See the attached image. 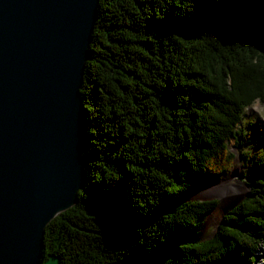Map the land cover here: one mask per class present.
Instances as JSON below:
<instances>
[{
    "label": "trees",
    "instance_id": "trees-1",
    "mask_svg": "<svg viewBox=\"0 0 264 264\" xmlns=\"http://www.w3.org/2000/svg\"><path fill=\"white\" fill-rule=\"evenodd\" d=\"M80 93L82 188L46 225L42 259L250 264L248 241L264 242V133L242 113L264 108V0H98ZM230 138L249 193L198 241L217 200L184 194L231 168Z\"/></svg>",
    "mask_w": 264,
    "mask_h": 264
},
{
    "label": "water",
    "instance_id": "water-1",
    "mask_svg": "<svg viewBox=\"0 0 264 264\" xmlns=\"http://www.w3.org/2000/svg\"><path fill=\"white\" fill-rule=\"evenodd\" d=\"M97 6L0 0V264H60L42 259V238L82 188L80 87Z\"/></svg>",
    "mask_w": 264,
    "mask_h": 264
},
{
    "label": "rangeland",
    "instance_id": "rangeland-1",
    "mask_svg": "<svg viewBox=\"0 0 264 264\" xmlns=\"http://www.w3.org/2000/svg\"><path fill=\"white\" fill-rule=\"evenodd\" d=\"M242 123L245 124V128H250L253 130L258 129L264 133V108L260 102L255 101L250 107L245 109L244 113H242ZM228 147L231 152L236 154V157L232 162L231 168L216 177H202L198 180L196 184H194L193 187H191L187 191L186 194H184L183 200L185 201L198 200L203 198L216 199L217 203L213 210L218 207L221 200H223L224 198L233 199L232 202L228 204L223 214L220 215L217 222H215L214 220H208V217L213 210L209 212L204 225L198 230L197 234L194 236V238L198 241L205 240L211 237L214 234L215 230L218 228V225L221 222L223 215L229 212V210L238 202L244 200L249 193L248 181L244 178V173L248 170L247 164L244 162L243 158H241L242 156L240 155V153L237 152V150L235 149L234 140L231 138L228 142ZM236 163L237 165H240V170L238 171V173L233 174L231 178H228V181L224 183L223 180L225 179V173L228 174L229 171H232ZM247 172H249V170ZM240 183H244L246 185L245 190H242L239 194H237V190H233V187H237ZM248 243H250L249 245L251 248H253V251H251L252 254L248 255L247 259H245L247 263L250 262V264H264V242L248 241Z\"/></svg>",
    "mask_w": 264,
    "mask_h": 264
},
{
    "label": "bare ground",
    "instance_id": "bare-ground-1",
    "mask_svg": "<svg viewBox=\"0 0 264 264\" xmlns=\"http://www.w3.org/2000/svg\"><path fill=\"white\" fill-rule=\"evenodd\" d=\"M240 170V165H237V163L235 164L234 168L232 171H229L228 174L225 173L224 177L225 179L223 180V182H227L228 178H231V176L233 174L238 173V171ZM201 184V183H200ZM245 184L244 183H240L237 187H233V190H237L236 192H238L237 194H239L242 190H245ZM236 198V197H234ZM233 199H229V198H224L223 200H221L220 204L218 205V207L215 210H211L212 213L209 215L208 220H214L215 222L218 221L219 217L221 214H223L224 210L226 209V207L228 206V204H230L232 202ZM207 219V218H206Z\"/></svg>",
    "mask_w": 264,
    "mask_h": 264
}]
</instances>
